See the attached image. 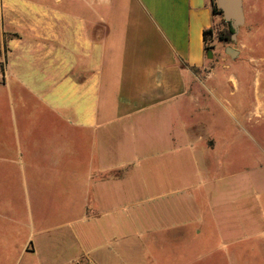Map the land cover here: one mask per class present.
<instances>
[{"label":"crops","instance_id":"crops-1","mask_svg":"<svg viewBox=\"0 0 264 264\" xmlns=\"http://www.w3.org/2000/svg\"><path fill=\"white\" fill-rule=\"evenodd\" d=\"M16 1L14 12L26 24L13 26L10 75L1 68L12 121L8 135L0 129V171L21 178L27 207L28 175L63 182V207L71 208L76 196L86 222L106 214L100 207L130 199L134 189L148 196L173 187V229L196 224L189 252L201 256L190 261L188 247L174 248L181 264H264V180L229 174L223 138L210 130L200 104L213 92L189 86L192 69L204 63L203 33L216 19L211 0ZM224 100L218 103L226 112ZM138 125L156 132L142 137L134 132ZM120 127L131 130L136 144L127 151L160 160L140 172L138 186H125L129 172L114 170L107 157ZM34 132L49 144L42 163L38 141L28 142ZM258 151L250 157L264 158V148ZM6 206L3 215L0 204V221L15 222L18 203ZM20 232L21 255L35 252L33 230ZM1 243L10 245L0 235Z\"/></svg>","mask_w":264,"mask_h":264},{"label":"rangeland","instance_id":"rangeland-1","mask_svg":"<svg viewBox=\"0 0 264 264\" xmlns=\"http://www.w3.org/2000/svg\"><path fill=\"white\" fill-rule=\"evenodd\" d=\"M15 3L16 0H0L2 135H8L7 123L12 121V116L9 91L2 85L1 68L5 64L10 75L13 26L26 24L25 19L14 12ZM242 8L244 23L234 40L232 36L227 39V24L221 16H215L211 34L206 40V46L210 49L205 52L203 65L192 69L195 78L190 81L189 86L206 87L213 92L209 100L200 94H196V97H204L200 104H204L205 117L210 116V130L216 127L214 131L223 138L220 152L227 162L228 170L233 172L229 174H249L253 179L264 180V158L256 160L249 155L250 152H259V145L264 148V0H242ZM227 48L237 52L234 58L226 52ZM224 98L226 112L218 103L219 99ZM28 109L30 108H25L24 112ZM182 116L186 119L188 114L183 113ZM239 123L243 127L237 125ZM155 128L154 125L149 128L138 125L134 132L142 137L144 134L149 136L151 132H156ZM115 130L114 138L106 149L109 162L114 170L122 171L126 168L121 173L129 172L126 178L121 180L127 182L125 186H138L140 172L145 173L155 168L160 160L155 156L141 158L138 150L127 151V148L136 146L130 137L131 130L125 131L121 127ZM32 136L34 138L28 142L35 147L38 141L39 148L35 150L39 153L38 161L42 163L41 156L47 151L49 144L45 148L46 139L38 136L37 132ZM55 144L59 143L55 141ZM83 147L85 150V143ZM143 175L148 181L154 179L153 174ZM27 178L29 184L26 197H29L31 203L29 207L25 203L27 199L24 197L21 178L0 171L2 214H7L8 203H18L15 222L0 221L2 241H10L8 248L0 244V264H76L80 258V264H90V259L97 264H181V259L173 251L181 246L188 247L184 255L190 261L201 257H198L197 252H189L196 242V224L186 225L183 231L173 229L175 226L170 220V203L174 199L171 195L173 187L164 188L161 193L152 190L148 196L140 195L138 190L134 189L130 199L116 201L112 206L100 207L106 214L97 220L86 222L81 216L82 207L76 196L71 197V208L63 207L67 196L63 182H51L48 176L44 175H28ZM73 180L72 178L68 181V184L73 185ZM177 198L186 201L184 196ZM147 199L150 200L145 202ZM28 215H31L32 220ZM163 216L167 217L166 220ZM183 216L185 214L180 210L178 217L181 219ZM29 229L33 230L32 234V230L28 232ZM21 230L26 231L27 235L30 234L33 245H38L35 252L21 255V242L25 238L19 236ZM205 263L203 260H197L195 264Z\"/></svg>","mask_w":264,"mask_h":264},{"label":"water","instance_id":"water-1","mask_svg":"<svg viewBox=\"0 0 264 264\" xmlns=\"http://www.w3.org/2000/svg\"><path fill=\"white\" fill-rule=\"evenodd\" d=\"M217 8L221 11L222 19L229 23L233 29L232 39L234 40L239 28L244 23L242 0H215ZM232 58L236 51L227 48L226 51Z\"/></svg>","mask_w":264,"mask_h":264},{"label":"trees","instance_id":"trees-1","mask_svg":"<svg viewBox=\"0 0 264 264\" xmlns=\"http://www.w3.org/2000/svg\"><path fill=\"white\" fill-rule=\"evenodd\" d=\"M211 10H212V15L213 16H221V11L217 8L215 0H211ZM222 17V16H221ZM223 22L225 24H227V39H229L230 36H232L233 34V29L230 26L229 23H226L224 20ZM211 34V28L209 30L204 31L203 33V38H204V51L206 52V50L210 49L206 46V40H207V36Z\"/></svg>","mask_w":264,"mask_h":264}]
</instances>
